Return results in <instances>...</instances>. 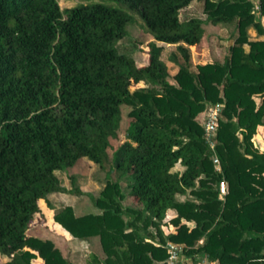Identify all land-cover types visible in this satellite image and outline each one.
I'll return each instance as SVG.
<instances>
[{
    "label": "trees",
    "instance_id": "trees-1",
    "mask_svg": "<svg viewBox=\"0 0 264 264\" xmlns=\"http://www.w3.org/2000/svg\"><path fill=\"white\" fill-rule=\"evenodd\" d=\"M81 1L0 0L2 264H74L52 240L27 232L44 219L41 202L72 238H99L104 258L92 255V264H166L167 242L193 261L264 264V152L252 140L264 127V38L248 35L252 28L264 37V0H202L206 20L235 23L237 35L224 61L195 71L191 48L207 31L200 18L180 19L194 0ZM135 16L154 39L143 66L117 48ZM155 42L176 45L174 75ZM216 104L211 148L197 116ZM109 150L139 209L123 207L120 184L109 179L92 197L99 213L54 207L49 194L70 192L57 172L83 158L104 166ZM188 190L197 199L178 200ZM170 210L174 231L166 233Z\"/></svg>",
    "mask_w": 264,
    "mask_h": 264
},
{
    "label": "rangeland",
    "instance_id": "rangeland-1",
    "mask_svg": "<svg viewBox=\"0 0 264 264\" xmlns=\"http://www.w3.org/2000/svg\"><path fill=\"white\" fill-rule=\"evenodd\" d=\"M254 6L256 7L255 0H252ZM82 2L81 0H59L60 6L62 8L72 7L76 4ZM113 6H119L116 2H111ZM203 1L194 0L191 4L180 11V19L188 20L190 18H200L204 21L203 26L207 31L208 37H203L200 45L196 48H191V59H192V70H196V65L198 63H206L209 61H224L226 55L228 54L229 46L233 43L236 35L237 28L235 23H221L213 25L206 20V14L203 11ZM128 34L127 36L117 43L118 51L122 54L132 57L135 60L137 66H143L148 64L149 54H148V43L153 41V37L146 30L143 22L138 16H135L133 22L129 23L127 26ZM248 35L250 39H262L264 37H259L254 29H248ZM157 45H161L163 50L161 52V60L166 64L170 75H174L178 71V65L170 60V54L176 52V45L166 44L163 42H155ZM173 82V80L171 79ZM219 107L220 117L222 104H216L215 106L208 105L204 111L198 114L197 118L201 124H203L208 112L213 107ZM126 125V120H124L122 130L119 132L117 139H112L111 143L114 148L117 147L119 143L122 142L124 137L123 128ZM253 144L259 148V151L264 152V127H260L252 137ZM216 144V137H215ZM216 170V168H215ZM173 172L182 173L183 167L180 164H176ZM217 171V170H216ZM61 180V184L70 190L68 193L54 192L49 194V200L52 205L56 208H61L63 206L69 205L73 208L75 215H82L86 213H99L98 209L92 201V197H97L100 191L104 188L106 181L109 179L111 181L118 182L120 184L124 198L122 199L123 207H130L135 210L139 207L134 204L128 195V181L127 178L120 174L114 167L113 163V150L108 151V159L104 166H100L87 158H83L78 161L74 166L57 172ZM224 185V186H223ZM220 195L223 198V191L227 192V182L222 181L219 185ZM197 198L192 195L189 190L185 195L179 196L178 200H196ZM44 219L36 220L35 223L31 225L28 229L29 234H33L42 238H48L53 241L54 245L60 249L62 254L74 264H92L93 256L99 258H104V252L101 247L100 240L97 236L92 237L88 240H81L72 238L65 230L53 222L51 217V211L48 207L41 202ZM175 215L174 210H170L165 218L164 225H161V229L169 233L174 231V227L170 224L169 219ZM124 219L126 216L124 215ZM137 223H139L137 221ZM149 231L155 233V228L150 227ZM201 243V241H199ZM171 242H167L166 245ZM183 246L182 244H180ZM184 247V246H183ZM167 248V247H166ZM168 248L167 257L168 258ZM180 257H186L187 260H191L183 249L182 253L179 254ZM7 261V258H2L0 264ZM43 261L36 259V263L42 264ZM186 262V261H185Z\"/></svg>",
    "mask_w": 264,
    "mask_h": 264
},
{
    "label": "built area",
    "instance_id": "built-area-1",
    "mask_svg": "<svg viewBox=\"0 0 264 264\" xmlns=\"http://www.w3.org/2000/svg\"><path fill=\"white\" fill-rule=\"evenodd\" d=\"M219 111L220 108L217 106L211 108L202 124L204 130V138L211 148H214L215 146V137L218 127ZM213 162L215 164L216 170L220 172L221 171L220 162L217 156L215 155L213 157ZM225 193L226 191L224 189L222 194L224 195ZM166 247L168 248V253H169L166 264H220L218 261L211 260L208 258H202L196 261H193L191 258H190L191 260H187L186 257L182 258L179 256V254L182 253L184 247L181 246L180 244L171 242L168 243Z\"/></svg>",
    "mask_w": 264,
    "mask_h": 264
}]
</instances>
